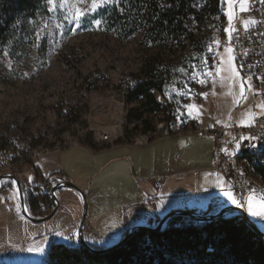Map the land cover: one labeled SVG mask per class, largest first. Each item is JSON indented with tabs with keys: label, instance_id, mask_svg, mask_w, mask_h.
I'll return each mask as SVG.
<instances>
[{
	"label": "rangeland",
	"instance_id": "obj_1",
	"mask_svg": "<svg viewBox=\"0 0 264 264\" xmlns=\"http://www.w3.org/2000/svg\"><path fill=\"white\" fill-rule=\"evenodd\" d=\"M61 2L55 0L53 7L39 0L35 14L0 46V174L15 164L12 172L19 174L37 154L51 149L74 144L98 148V130L108 124H118L119 142L141 144L146 135L191 131L198 118L212 124L247 123L263 112L259 105L264 103L255 96L254 86L248 90L247 78L241 76L245 99L238 82L222 80L228 74L216 71L227 56L225 48L232 47L225 31L228 0H220L218 10L209 0H192L193 10L184 15L183 25L158 36L146 34L141 20L138 31L121 34L102 16L112 3L90 12L92 0H63L64 7ZM239 7L236 0L232 11L236 14ZM77 8L85 13L79 26L73 19ZM96 19L101 20L99 26ZM222 39L227 44L219 49ZM151 71L160 86L152 89L160 110L150 113L144 96L130 94ZM189 105L194 107L190 110ZM140 111L145 113L138 119ZM145 118L150 120L148 129ZM7 211L15 217L11 206ZM248 214L260 220L264 231V216ZM52 221L42 222L46 235L36 242V236L28 240L32 231H11L10 242L0 240V258L11 264L44 262L50 244L71 235L62 231L63 236H55ZM12 243L21 245L9 249Z\"/></svg>",
	"mask_w": 264,
	"mask_h": 264
},
{
	"label": "crops",
	"instance_id": "obj_2",
	"mask_svg": "<svg viewBox=\"0 0 264 264\" xmlns=\"http://www.w3.org/2000/svg\"><path fill=\"white\" fill-rule=\"evenodd\" d=\"M253 92L257 96L254 88ZM260 114H255L250 122L233 123L249 125ZM214 125L226 124H212L198 118L196 128ZM214 148V136L195 129L162 135L141 144L119 142L98 148L74 144L37 154L29 167H24L17 175L28 179V189L40 200L45 192L41 187L42 176L77 184L88 201L84 235L90 243L104 247L119 241L130 228L159 220L172 210L213 211L214 206L221 207L224 202L232 201L225 194L231 192L235 197L228 178L214 169ZM248 152V149L242 150V156L235 153L249 158ZM251 170L255 177L264 179L263 172L256 168ZM37 171L42 175L38 176ZM5 180H2V186ZM3 192L0 240L10 242L11 231L23 229L32 231L28 240H33L34 236V242L42 240L46 235L42 232L47 229L46 224L17 216L21 213L17 190ZM57 196L59 206L52 223L58 231L54 235L60 237L62 231L71 232L69 239L60 242L77 245L84 199L80 192L69 187L59 189ZM9 206L15 217L7 211ZM19 245L21 243H12L9 249Z\"/></svg>",
	"mask_w": 264,
	"mask_h": 264
},
{
	"label": "trees",
	"instance_id": "obj_3",
	"mask_svg": "<svg viewBox=\"0 0 264 264\" xmlns=\"http://www.w3.org/2000/svg\"><path fill=\"white\" fill-rule=\"evenodd\" d=\"M38 2L0 0V46L29 15L35 14ZM209 2L213 3L215 10L219 9L220 0ZM191 4L192 0H120L119 4L105 7L102 16L125 36L139 30V20L143 21L146 34L158 36L180 28ZM153 71L147 79L137 83L130 94L131 98L144 96L145 103L151 105L146 110L150 113L160 110L152 92L154 87H160L154 80L156 74ZM144 113L140 111L137 118L141 119ZM144 121L148 129L150 120L145 118ZM248 150V159L252 160L254 149ZM256 170L261 172L262 169ZM20 180L29 213L33 217L49 214L55 206L50 194L45 191L41 203L40 198L28 189V179L21 177ZM2 187L4 191L16 189V184L12 179H6ZM249 217L259 225V219ZM90 244L96 249L103 248ZM0 264L11 263L0 259ZM37 264H264V239L245 221L241 212L230 211L204 222L176 214L169 217L161 229L136 231L120 246L103 253H94L81 244L53 242L47 249L46 260Z\"/></svg>",
	"mask_w": 264,
	"mask_h": 264
},
{
	"label": "built area",
	"instance_id": "obj_4",
	"mask_svg": "<svg viewBox=\"0 0 264 264\" xmlns=\"http://www.w3.org/2000/svg\"><path fill=\"white\" fill-rule=\"evenodd\" d=\"M236 17L233 22L236 31L232 33L230 41L235 64L243 77H252L251 83L256 89V94L264 103V80L261 79L264 78V0H249L248 11L238 10ZM244 20H255L256 23L250 24L249 28L245 29ZM219 43L220 49L225 47L227 41L222 39ZM241 63L243 67H240ZM117 125L116 123L108 124L98 130L100 147L105 144L119 143L120 131ZM195 131L214 136V169L228 178L236 199L247 204L249 195L258 198L264 195V185H261V188H254V183L245 177L246 166L261 168L260 171L263 172L264 159L235 161V152L264 147V115H258L249 125L231 123L209 128L198 127ZM166 134H170L169 130L164 135ZM13 168H17L16 164ZM13 168L5 172H12ZM37 175L42 174L38 172ZM139 179L142 180V178ZM57 182L59 181L42 177L41 187L51 196L50 189ZM1 183L2 181H0V192L3 188ZM230 203L235 204L232 201ZM244 208L247 210V207Z\"/></svg>",
	"mask_w": 264,
	"mask_h": 264
},
{
	"label": "water",
	"instance_id": "obj_5",
	"mask_svg": "<svg viewBox=\"0 0 264 264\" xmlns=\"http://www.w3.org/2000/svg\"><path fill=\"white\" fill-rule=\"evenodd\" d=\"M4 179H12L15 182L16 190L19 189V191H17V193H18V197H19L21 213L28 220L35 222V223L45 222L54 216V214L56 213L57 208L59 206V199L57 196V191L59 189H61L63 187H69V188H73V189L77 190L78 192H80L83 199H84V211H83V215H82V219H81V226L79 228V244L85 246L88 250H90L94 253H103V252L109 251L115 247L120 246L136 231L159 230L165 225V223L169 217L176 215V214L188 215V216H191L192 218L196 219L198 222H204L207 220H212V219H216L218 217H221L230 211L241 212L243 214L245 221L264 239V231L259 227V225L256 222H254L250 219L248 211L244 207H241L239 204H232L231 203L229 205H222L219 209H217L213 212L212 211L211 212L206 211L203 213H199V212H195V211L190 210V209L172 210L169 213H167L165 216H163L160 219V221L158 222V224H156V225H148V224L136 225V226L130 228L129 230H127V233L116 243L109 245V246H104L101 249H96L89 243V241L86 239V237L84 235V228H85V223H86V218H87V210H88V201H87V197H86L85 193L77 184H75L71 181H59V182H57L50 189L51 197H52L54 204H55L53 210L49 214H47L46 216L33 217L29 213L28 208L26 206V202H25L23 192H22V187H21V180H20L19 176L17 175V173H15V172H3L0 174V181H2Z\"/></svg>",
	"mask_w": 264,
	"mask_h": 264
},
{
	"label": "snow or ice",
	"instance_id": "obj_6",
	"mask_svg": "<svg viewBox=\"0 0 264 264\" xmlns=\"http://www.w3.org/2000/svg\"><path fill=\"white\" fill-rule=\"evenodd\" d=\"M48 4L53 5V7H55V0H47ZM236 2V0H228V5H229V9L227 12V17H228V28L225 29V31L228 32V36H229V41L232 40V33L236 31V27L235 24L233 23L234 19L237 18L236 14L232 11V5ZM119 4L120 0H92V5H91V9L90 12H96V10L101 7L102 5L105 4ZM240 3V8L239 10L241 12H246L248 11V0H239ZM61 7H64V3L63 0L60 4ZM85 13L83 11H81L80 9H76L75 10V14L73 16V19L76 21L77 26H79L80 23V18L82 16H84ZM97 26H99L101 24V20L96 19L93 21ZM256 21L255 20H244L243 21V25L245 29H248L250 24H255ZM225 53H227L226 58L223 59L222 61V65L220 67H218L216 69L217 73L219 72H226L228 75L225 77H222L221 79H227V80H231L234 82H238L239 83V95L241 97H244L246 99L245 96V82L242 80L241 78V74L240 72L237 70V66L236 64L233 62L235 60V57L232 55L233 53V48L232 47H227L225 48ZM204 63L206 64L207 62L204 61ZM244 65L241 63L240 67H243ZM207 75L211 76L212 73L208 72ZM251 79L252 77L249 76L247 78V88L249 91L252 90L253 85L251 83ZM262 80H264V78H261ZM204 80H201L200 83H204ZM239 101H237L238 103ZM189 109L191 110L192 105L188 106ZM259 107L264 108V104L259 105ZM191 114V112H190ZM262 115H264V113H261ZM251 116V114H249ZM31 179V178H29ZM19 191V189L17 190ZM226 195L230 196L232 198V202L235 204H239L241 207H247L248 211L254 215V216H264V195L260 196L258 199L254 198L252 195H249L248 197V203L247 204H243L240 202V200L236 199L234 196H232L231 192H226ZM255 199V203L257 205V207H253V200Z\"/></svg>",
	"mask_w": 264,
	"mask_h": 264
},
{
	"label": "bare ground",
	"instance_id": "obj_7",
	"mask_svg": "<svg viewBox=\"0 0 264 264\" xmlns=\"http://www.w3.org/2000/svg\"><path fill=\"white\" fill-rule=\"evenodd\" d=\"M96 105L99 106L98 104H96ZM143 137H144L143 142H148L151 139H153V136H151V135H146V136H143ZM253 159H264V147L260 148V149H254ZM243 160H249V159L248 158L239 157L235 153V161H243ZM247 167L250 169L251 172L247 169ZM252 168H253L252 166H246L245 177L247 179H249L250 182L254 183V188H261V185H264V179L255 177L253 172H252V170H251ZM229 204H231V203L230 202H224L223 203V205H229Z\"/></svg>",
	"mask_w": 264,
	"mask_h": 264
}]
</instances>
